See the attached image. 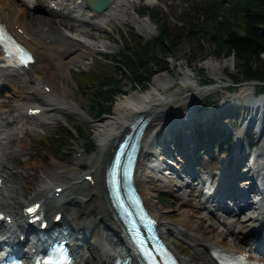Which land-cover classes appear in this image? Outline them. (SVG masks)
Wrapping results in <instances>:
<instances>
[{
	"label": "bare ground",
	"instance_id": "bare-ground-1",
	"mask_svg": "<svg viewBox=\"0 0 264 264\" xmlns=\"http://www.w3.org/2000/svg\"><path fill=\"white\" fill-rule=\"evenodd\" d=\"M28 3V0H0V22L31 51L34 58L33 62L25 67L4 65L0 50V87L9 88L8 92L0 95V213L7 218L0 219V233L5 226L9 229L13 228L12 233L9 234L12 244L22 243L23 246H30L31 240L33 237L36 239L37 235L34 236L33 233L28 235V230L33 231L35 224L25 222L31 215L23 212V208L26 204L37 201L42 218L47 222V226L49 225L43 229L44 234H49L60 226L59 231L69 227L72 234H76L74 239L69 238L76 243L75 245L84 243L85 235L90 234L93 237L95 248L89 249L86 253L81 251L75 254L74 264H92L90 257L97 259V264H110L115 255L123 256L125 239L109 206L104 170L110 158L114 139L128 132L129 124L130 127L138 124V117L141 115L148 118L144 126L142 144L138 148L135 160V185L147 211L156 219L160 235L179 261L182 264H193L191 258L177 254L174 245L166 239L165 235L168 232L178 231L191 245L201 264H218L210 252L212 246L226 252L251 255L250 248L258 241L251 233L256 232L260 224L264 226V209L261 208L255 218L253 214L251 217L246 212L249 208L253 206L259 208L264 203H257L258 199L252 200L255 190L247 182L248 179L242 177L236 184L239 176H234L231 171L232 179L224 178L225 182L220 189L228 192L229 200L235 198L233 205L241 203L239 194L230 190L233 184L236 186L235 191L242 192L245 189V197H250V206L240 205L238 210L245 209L243 214L239 216L216 208L217 210L212 212L213 222L205 223V216L200 215L195 218L193 211L200 209L202 191L198 187V179L209 174L210 162L207 159L203 162L201 172L190 174H197L191 183L186 178H175L168 170L162 172L163 175H159L158 167L151 170L145 168L143 164L145 156L153 155L152 151L144 146L148 148L156 137L166 135L170 126L193 118L196 115L194 113L196 104L213 90L212 85L203 87L192 85L189 90L179 94L163 95L159 89L173 83L172 74L166 70L154 74L150 88L145 91L134 89L118 97L114 102L112 113L93 125V137L97 141L98 150L87 157L88 169L81 174H75L70 168H61L56 163L51 164V168L46 167L35 160L36 156H31L28 147L33 143L24 139L32 136L38 126L46 123V118L53 116L52 111L71 107L82 109L64 84L66 61L79 60L85 54L94 51L96 46H109L105 42L99 44L89 39L96 40L101 33L107 36L106 31L109 26L112 27L117 21L123 20L126 8L132 2L110 0L109 5L99 12L88 7L85 0H30V5ZM33 10L58 16L59 24L68 32L54 29L50 17L36 14ZM133 20L148 31V24L144 19ZM138 31L144 34L143 31L139 29ZM225 64L226 61L217 62L209 58L205 61L208 71L217 78L223 73ZM181 74L184 78L183 84L190 85L188 72L183 71ZM238 100H242L245 106H248L247 115L252 113L251 119L245 116L244 118L250 120V123L255 119L253 126L259 128L256 137L262 143L254 150V163L256 167L258 166L255 168L257 178L264 180V131L261 132L264 124V101L252 98L249 86L243 84L233 93L226 94V101L219 104L216 110L222 112L232 106L236 107ZM201 114L199 113L198 116ZM202 115L207 117L209 112ZM234 146L237 147V144L235 143ZM230 153H235V149L232 148ZM17 154H27L31 161L19 166L15 165ZM149 163L164 165L162 157L150 160ZM169 163L174 164L173 161ZM75 164L81 168L83 162L76 159ZM240 167L242 170L247 168L245 169L247 175L250 173L245 162ZM87 175L89 178L85 177ZM33 176L35 178L30 181ZM159 190L175 195L179 198L178 206L187 204L188 209L179 210V216L168 221L165 218L164 207L156 199ZM77 203L83 204L79 218L72 211ZM218 204L219 201L215 198L210 201V207ZM220 212H224L225 215L219 217ZM57 213H60V217L55 221L54 217ZM89 214L95 216L89 218ZM18 234L22 235L21 241ZM229 235L231 239L227 242L224 239ZM40 238L41 236L38 239ZM258 259L264 261L263 256H258Z\"/></svg>",
	"mask_w": 264,
	"mask_h": 264
},
{
	"label": "rangeland",
	"instance_id": "rangeland-1",
	"mask_svg": "<svg viewBox=\"0 0 264 264\" xmlns=\"http://www.w3.org/2000/svg\"><path fill=\"white\" fill-rule=\"evenodd\" d=\"M215 0H153V2H148V0H131V5L126 8V14L122 21H117L114 26H109V29L105 33H101L96 40H91L92 42H105L109 44V46H96L94 51H91L88 54H85L79 60L70 62L66 61L67 70L64 72V84L70 90L71 95L75 99L76 102L80 103L82 109H77L76 107H71L66 110L52 111L53 116L51 118H46L47 122L41 126L37 127V131L32 135L28 136L24 139L26 142L33 143L32 146L28 147V152L31 153V156H36V161L41 162L46 167L51 168V164L56 163L61 166V168L72 169L75 174H81L82 172L88 169L87 157L93 155L98 150V144L96 139L93 137V125L95 123H99L102 121L107 115H96L95 110L92 108V102L90 101V92L92 89L85 88V81L88 79H93L94 76L96 78L97 74H102V81H107L110 77H106L105 75H117V68L115 64H112L110 60L105 58H110L114 53L119 52L123 49L124 41L122 40V36L124 33L135 32L140 35L144 39H150L154 37L158 31L153 22H151L146 15H139L137 12L146 10L157 13L158 16L164 22V25L168 31V34L173 38L171 42L167 41L166 49L168 51V55L161 60V63L157 66L163 65V69H159V67L152 65V68L155 73L166 72L169 71L173 76V83L167 85L165 88H160L159 92L163 95L169 94H179L180 92H184V90H189L190 86H208L212 85L213 90L206 94L198 104H196L198 109L202 103L206 100L213 101L214 106L222 103L226 100V94H231L236 91L237 87L243 84H247L249 86V93L252 96L253 87L251 83L246 82L243 79V76L235 70L234 64V56L232 54L228 56H220L215 52L217 47L214 46L209 40L202 37L200 40L192 37V33L190 35H181L184 30L186 31L191 25L193 27H198V23L204 16V12L212 9ZM34 13L44 14L50 17L51 23L54 29H62L63 28L59 22L58 16L49 14L47 12H43L41 10H33ZM144 19L148 24V31H146L145 27L139 26L133 19ZM139 30L143 31L140 33ZM67 31V30H66ZM68 32V31H67ZM175 36L177 38L175 39ZM100 44V43H99ZM264 60V54L261 55ZM215 60L217 62L226 61V64L223 69V73L220 78L215 77L209 71L207 66L205 65V61ZM213 58V59H212ZM114 67H113V66ZM96 68V69H95ZM187 71L189 76L190 85L183 84L182 80L184 79L181 72ZM152 75V77L154 76ZM232 76H235L239 81L236 85H230ZM150 78L146 88H140L139 85H131L129 79L123 76V84L120 87V90L124 93H117L113 98V103L110 107L109 114L112 113L113 105L115 100L118 97H121L123 94L128 93L131 90L137 89L139 91H145L150 88L151 80ZM235 79V80H236ZM182 83V84H181ZM235 84V83H234ZM229 91H226V89ZM8 87L3 86L0 87V95L8 92ZM262 100L264 101V93H262ZM258 97V96H256ZM239 110V107L237 108ZM247 111V110H246ZM108 114V115H109ZM248 114V116H251ZM240 121V116L232 117L229 119H224L221 121V125L224 126L226 130L230 129V125L233 126V123L238 125L237 123ZM241 123V122H240ZM71 125L76 127L84 126L85 134L82 136H78L76 134H70L65 136L53 137L49 135V133L54 132L56 130L70 127ZM240 126V125H239ZM243 125L239 127V129H234L235 138H239L243 143L242 153L244 152V148L247 142L245 138L246 135L241 133ZM90 133V134H89ZM147 133V132H146ZM87 134H89V138L95 142V146L93 150L90 152L85 150V144L88 141ZM58 139V142H64L62 150H56V153H53V147L50 145L52 141ZM254 139L257 141H254ZM251 138L252 142H256L253 144L254 148H259L258 146L262 143L261 140H257V138ZM236 140V139H235ZM216 149V146L214 147ZM216 150L214 153H204L198 156V169L197 173L201 172L203 169V162L207 159L210 162V169L208 173L211 175L213 173V167L218 164L225 166V163L220 162V160L224 157L222 154L216 155ZM76 159L82 160L83 164L81 168H78L75 164ZM31 160L28 158L27 154H17L16 160L14 162L15 165L24 164V162H30ZM84 166V167H83ZM227 170V168L225 167ZM241 168L236 167V172H234L235 176L240 174ZM196 174V173H195ZM35 176H33L30 181H33ZM63 178V177H62ZM193 180V179H191ZM158 196L156 197L157 202L161 204L166 212L165 218L168 221H172L179 216V210H187V204H182L181 207L178 206L179 198L175 195L169 194L164 190L158 191ZM83 210V204L77 203L73 206L72 211L77 214L79 218L81 212ZM243 211L239 212L241 216ZM200 215L205 216V223L213 222V214L207 213L204 210H194L193 216L198 218ZM94 214H89V218H93ZM86 234V233H85ZM252 236L256 237V233L253 231L251 233ZM166 239H168L172 245L177 250V254L182 256H186L191 258L193 264H201V260L197 257V254L191 248V245L185 241L182 235L179 232H168L166 233ZM85 241L81 244L80 251L87 252L91 248H95V241L90 234L85 235ZM231 239V235L226 236L225 241L229 242ZM90 261L92 264H97L98 260L94 257H90Z\"/></svg>",
	"mask_w": 264,
	"mask_h": 264
},
{
	"label": "trees",
	"instance_id": "trees-1",
	"mask_svg": "<svg viewBox=\"0 0 264 264\" xmlns=\"http://www.w3.org/2000/svg\"><path fill=\"white\" fill-rule=\"evenodd\" d=\"M138 14L147 15L156 26L158 33L150 39H144L132 31L124 33L123 49L114 53L112 57L105 58L115 64L118 74L105 75L110 77L107 81L101 80L102 74H97L98 78L94 76L93 79L85 81V88L92 89L90 101L96 115L109 114L113 98L117 93H123L120 90V87L124 85L123 76L129 79L131 85H139L144 89L155 73L151 69L152 65L157 66L168 55L165 42H171L173 38L168 34L161 17L157 13L146 10ZM198 25V27L191 25L181 35L192 33V37L197 40L204 37L217 47L215 52L218 55L232 54L235 59V70L243 76L244 80H254L253 87L264 92V60L261 56L264 54V0H215L211 11L204 12ZM157 67L164 68L163 65ZM232 77L231 83L237 84L239 81L235 76ZM209 104L212 102L206 100L203 105ZM83 128L72 125V129L65 127L49 135L62 137L74 132L82 136L85 134ZM200 132L207 137L211 130L208 128ZM214 133L217 135L218 131ZM89 134H87L88 141L85 148L90 152L95 143L89 138ZM63 144L64 142H58V139L52 141L50 145L54 148L53 153H56V150H62Z\"/></svg>",
	"mask_w": 264,
	"mask_h": 264
},
{
	"label": "snow or ice",
	"instance_id": "snow-or-ice-1",
	"mask_svg": "<svg viewBox=\"0 0 264 264\" xmlns=\"http://www.w3.org/2000/svg\"><path fill=\"white\" fill-rule=\"evenodd\" d=\"M0 33H2V26H0ZM0 43H3L2 37H0ZM5 53L6 54H16L18 58H21V62H27L28 59H31L30 53H27L26 50H24L21 46L16 45L14 48V53L10 52L7 45H5ZM32 209H30L31 211ZM58 253V258H54L53 256H48L44 257V259H47L53 264H63V261L68 259L69 257L67 256L66 250L61 248L56 250Z\"/></svg>",
	"mask_w": 264,
	"mask_h": 264
},
{
	"label": "water",
	"instance_id": "water-1",
	"mask_svg": "<svg viewBox=\"0 0 264 264\" xmlns=\"http://www.w3.org/2000/svg\"><path fill=\"white\" fill-rule=\"evenodd\" d=\"M86 1L96 11H101L105 9L110 3V0H86Z\"/></svg>",
	"mask_w": 264,
	"mask_h": 264
}]
</instances>
